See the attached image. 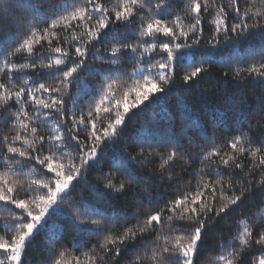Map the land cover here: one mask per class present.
<instances>
[{"label": "snow or ice", "instance_id": "6c2138e0", "mask_svg": "<svg viewBox=\"0 0 264 264\" xmlns=\"http://www.w3.org/2000/svg\"><path fill=\"white\" fill-rule=\"evenodd\" d=\"M174 4H183V15L173 16ZM205 19L209 49H218L221 37H260L249 53L258 52V59L228 69L233 87L264 85V0L259 6L256 0H227L226 6L216 0H119L111 8L100 0H0V79L7 76L0 82V123L10 122L14 131L9 136L0 129V207L6 213L0 215V264H34L30 257L37 248L47 255L35 264H80L79 258L65 259L69 250L61 241L69 236L77 248L91 243L84 253L88 264H264V95L253 107L239 93L218 90L215 95L235 117L228 125L233 135L210 147L206 130L200 135L199 117L184 118L186 103L179 100L175 112L165 104L177 77L187 93L210 73L219 50L199 49ZM181 49H189L190 57ZM18 55L24 63L16 61ZM124 61L137 67L127 72ZM85 70L99 78L97 85L81 77ZM45 76L53 82L36 83ZM85 96L90 99L83 110L79 101ZM156 108L159 119L150 114L135 137L116 147L130 120ZM189 123L204 145L183 127ZM222 123L218 116L212 120L214 127ZM245 157L252 160L246 173ZM157 158L160 182L168 173L167 187L177 186L167 197L157 192L154 198L148 181L157 176L145 179L136 167ZM196 159L200 167L188 172L200 177L196 191L179 193L184 176L172 172L177 164L191 168ZM256 170L260 178L253 187L245 177ZM91 171L95 183L87 179ZM78 186L91 197L70 199ZM128 197L138 198L136 211L113 207ZM55 214L66 223L49 225ZM41 231L48 234L37 244Z\"/></svg>", "mask_w": 264, "mask_h": 264}, {"label": "trees", "instance_id": "16d2710c", "mask_svg": "<svg viewBox=\"0 0 264 264\" xmlns=\"http://www.w3.org/2000/svg\"><path fill=\"white\" fill-rule=\"evenodd\" d=\"M101 3H104L106 6L111 8L114 4H117L119 0H100ZM217 3L223 2L226 6L227 0H216ZM252 0H247V3H251ZM260 0H256V5L259 6ZM247 4L242 3L241 7H246ZM174 11L173 16L176 14H181L183 9V4H174L173 5ZM168 20L172 19V16L165 17ZM183 23L185 25H188L191 23V20L189 17L185 16L183 19ZM203 27V39L201 41V44L199 46V49L201 52L205 51H218V54L215 56V59L213 62H211V69L210 73L204 77L203 80L200 81L198 85H194L193 89L191 91H188L187 93L181 92L180 89V81L179 77H177L176 81V87H174L169 94V96L165 99V104L168 106L170 111L175 112L179 105L178 101L182 100L184 103H186L189 108L188 112L184 114V118H187L190 114V120L196 121L197 117H199V120L201 121V129H200V135H203L205 130L207 132V145L210 147L212 144L216 145H222L228 138H230L233 135L232 131H229L228 125L231 123L235 117L231 112H227L223 106V104L220 102L219 98L215 95V93L219 90L220 93H223V91L226 89L229 94L233 93H239L242 96L246 97L250 104L255 107V102L259 101L260 97L264 95V85L259 83H248L243 87L236 88L233 87L234 77L233 72L228 69V65H231L232 68H235L239 66L240 68H245L249 63H251L254 59H258V52L255 56L249 55V53L254 49L258 48L260 44V37L255 36L251 37L248 40H229L225 41L223 37H221V43L218 46V49H209L206 47L207 41L210 38L211 35V26L207 19L203 21L202 24ZM57 31H60L57 29ZM14 39H19V37H14ZM64 37H61V42L63 43ZM183 43V41H180ZM191 42L190 40L188 41ZM47 43L45 42L44 47H47ZM53 47L56 46V42H53ZM39 50V49H38ZM179 53H183L185 58L190 57L191 52L189 49H181L179 50ZM234 56L236 59H230V57ZM158 59V57H157ZM199 59V57H197ZM16 61L18 63H24V59L22 56H17ZM223 61V62H222ZM237 61L239 62L237 65ZM89 64H92L95 67H100L101 65L98 62H94L91 58L88 60ZM121 66L126 69L127 72H132L137 65L135 63H129L127 61L122 62ZM30 71V70H26ZM228 71V76L224 77V72ZM81 77H83L87 84L90 86L97 85L99 83V78L94 76H89L87 70L84 72H81ZM182 75V73H181ZM246 73H242L241 77H237L236 79H241L243 76H245ZM7 80L6 74L3 75V78L0 79V82H4ZM123 80L128 84L132 85L133 81L129 79L127 76H124ZM227 81V82H226ZM53 78L45 76L41 80L36 81V83H52ZM15 83L17 86L20 85V81L16 80ZM73 96L76 94V87L73 86L71 88ZM201 93H205L204 98H201ZM90 99V97L85 96L84 99H81L79 101V104L81 106V109L86 110L87 109V101ZM72 101L71 99L68 100V105L71 106ZM154 114L156 119H159L161 113L159 112V109H149L147 112H145L143 115L134 118L130 120L127 125L124 127V137L121 139L118 145L116 147H119L120 144H123L125 140L131 137H135L139 131H140V122H145L153 118L152 115ZM76 115H80V109L76 111ZM220 117L221 121L223 122L222 125L213 126L212 120L214 117ZM179 122V121H178ZM160 127L167 128L168 125L165 123H161ZM183 127L189 129V135H193V133L196 131L195 126L191 123L189 124H183ZM0 129H2L4 132L8 133L9 136L14 134V131L10 127L9 123H0ZM177 131H179V128H177ZM82 137L86 134L82 133ZM193 139L196 140V143L198 145H204V141L197 138L196 135H193ZM161 152H164L165 149L163 147L160 148ZM222 152H228L229 149L226 147H222ZM244 163H245V169L244 172L246 173L248 171V165L252 163L251 158L245 157ZM160 161L159 158H157L153 163H147L143 166L137 164V170L145 174V179H147L148 175L157 176V169ZM200 167L199 159H196L192 164L191 168L184 170L183 166L180 164H177L175 166L174 171L172 172L173 176L176 175H182L184 176L183 181H181V187L179 188V193H183L185 191H196V184L197 181L200 179L199 176H189L188 172H191L193 169H198ZM0 171H3L0 169ZM25 172H27V169H25ZM87 179L95 183V177L97 173L95 171H91L90 173L86 174ZM167 175L168 173H165V179L164 182L161 183L159 176H157L156 180H149L148 182L152 184L153 186V196L155 198V193H162L165 197L168 195L174 193L177 189L176 185H172L171 188L167 187ZM241 176L244 175V173H240ZM260 178V171L256 170L254 173H252L250 176L245 177V179H250L253 182V187H255V182L259 180ZM191 181V183H189ZM235 183V178L234 181ZM243 183V181H241ZM102 187V185H101ZM138 192L143 193V188L137 189ZM237 194L239 193L240 189L237 188ZM79 193H82L85 197H91L92 193L85 189L83 186H78L73 193L70 195V199L72 196H75ZM173 198H175L173 196ZM138 198H121L119 200L113 201V207L116 210H127L129 212L136 211L135 208V202ZM256 200H259V197L255 198ZM162 206V205H159ZM157 209L158 210V207ZM63 207V206H62ZM242 211V210H238ZM0 215H6L3 208L0 207ZM238 219H243L242 216H238ZM57 224L61 225L66 223V220L63 216L60 214H55L51 216L48 220V224ZM132 223H135L133 221ZM218 227H223L218 226ZM119 231H122V229H119ZM46 231H41L37 237L35 243L39 244L41 241H43L47 237ZM115 234V233H114ZM0 235H3V230H0ZM228 236L225 235V239H227ZM93 240L96 238L93 237ZM61 244L68 248V253L66 254L65 259L67 261H74V258H79L80 264H88V257L84 255L85 252L88 251L89 248L92 247L91 243L87 245V247H80L77 248L72 243V236H69L68 239L61 241ZM217 253L208 252L206 255L208 256H215ZM47 255V252L42 248H37L32 254L31 259L33 260L34 264L36 260H43L45 256Z\"/></svg>", "mask_w": 264, "mask_h": 264}]
</instances>
